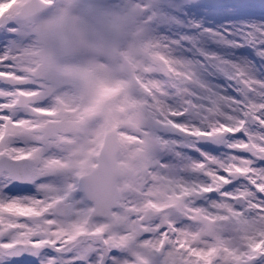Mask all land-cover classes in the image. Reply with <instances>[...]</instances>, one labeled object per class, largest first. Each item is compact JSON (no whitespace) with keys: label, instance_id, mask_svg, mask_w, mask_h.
<instances>
[{"label":"snow or ice","instance_id":"6c2138e0","mask_svg":"<svg viewBox=\"0 0 264 264\" xmlns=\"http://www.w3.org/2000/svg\"><path fill=\"white\" fill-rule=\"evenodd\" d=\"M124 8L157 61L145 143L180 203L128 213L100 194L128 138L100 10L0 0V264H264V0Z\"/></svg>","mask_w":264,"mask_h":264},{"label":"rangeland","instance_id":"374dc122","mask_svg":"<svg viewBox=\"0 0 264 264\" xmlns=\"http://www.w3.org/2000/svg\"><path fill=\"white\" fill-rule=\"evenodd\" d=\"M126 2L127 0H84L85 4L92 5L101 12L94 43L102 49L98 55L106 59L115 72L119 89L115 95L118 101V126L122 130L117 135L128 137L120 140L116 157V185L119 194L117 207L124 212L135 213L143 210L145 201L151 200L166 206L161 209L162 213L172 212L173 206L180 201L175 198L173 187L165 179L157 177L156 162L159 153L154 146L150 148L145 143L148 138L146 133L155 127L150 113L148 98L152 93L147 87L150 83L147 77L155 70L157 61L150 41L143 42L148 36L146 29L136 14L125 10ZM104 25L123 31V37L129 38L127 40H131L132 45L124 46L114 41V37L103 34L101 27ZM105 42L109 44V48L102 46ZM33 71L38 76L47 75V70L40 66ZM137 136L140 137L138 141L135 139ZM126 187L132 189L129 196ZM76 194L73 192L74 196ZM198 227L197 223L192 224L194 230ZM204 234H209L207 229ZM184 259L191 260V257L186 256Z\"/></svg>","mask_w":264,"mask_h":264},{"label":"water","instance_id":"95a60500","mask_svg":"<svg viewBox=\"0 0 264 264\" xmlns=\"http://www.w3.org/2000/svg\"><path fill=\"white\" fill-rule=\"evenodd\" d=\"M103 150H104V148L102 146L100 151H103ZM116 153H117V148H116V150L113 153L110 170H109L107 176L103 178V181L107 184V186L110 189V193L115 197V199L113 200V206L114 207H116V205H117V202H116V200H117V190H116V187H115V180H116L117 172H116V168H115V159H114Z\"/></svg>","mask_w":264,"mask_h":264},{"label":"flooded vegetation","instance_id":"af4514ba","mask_svg":"<svg viewBox=\"0 0 264 264\" xmlns=\"http://www.w3.org/2000/svg\"><path fill=\"white\" fill-rule=\"evenodd\" d=\"M103 28V27H102ZM102 31H103V33L106 35H108V34H110V33H116L117 35L114 37V38H112V39H114V41H116V42H119V44H122V45H124V46H126V45H132V42H131V40H127V39H129V38H125V37H123L124 35H125V33L122 31H120V30H117V31H111V30H107V29H105V27L102 29ZM144 41L143 42H148V41H150L149 40V37L147 36V37H145L144 39H143ZM102 46H105L106 48L108 47L109 48V44L107 43V42H105V43H103L102 44ZM102 50V49H101ZM107 50V49H106ZM125 50H127L126 48H125ZM111 51V50H110ZM130 51V50H129ZM130 192H132V189L131 188H128L127 187V189H126V193H127V195L130 193ZM129 196V195H128Z\"/></svg>","mask_w":264,"mask_h":264},{"label":"clouds","instance_id":"9594fccd","mask_svg":"<svg viewBox=\"0 0 264 264\" xmlns=\"http://www.w3.org/2000/svg\"><path fill=\"white\" fill-rule=\"evenodd\" d=\"M43 43L47 44V41H44ZM99 191H100L101 195H106V194L110 193L109 187L107 186V184L103 180H101V182H100Z\"/></svg>","mask_w":264,"mask_h":264},{"label":"bare ground","instance_id":"6f19581e","mask_svg":"<svg viewBox=\"0 0 264 264\" xmlns=\"http://www.w3.org/2000/svg\"><path fill=\"white\" fill-rule=\"evenodd\" d=\"M42 44L44 45V43L42 42ZM127 188V187H126ZM157 188L154 190V192H156Z\"/></svg>","mask_w":264,"mask_h":264}]
</instances>
